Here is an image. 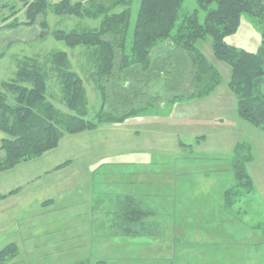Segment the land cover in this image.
<instances>
[{
    "label": "crops",
    "instance_id": "crops-1",
    "mask_svg": "<svg viewBox=\"0 0 264 264\" xmlns=\"http://www.w3.org/2000/svg\"><path fill=\"white\" fill-rule=\"evenodd\" d=\"M86 55L81 59L93 60ZM158 106L147 107L122 123H103L93 130L69 134L67 142L63 136L55 149L0 173V194L6 195L0 198V232L2 237L9 230L13 233L7 245L15 243L19 250L21 241L17 240L23 239L15 237L25 222H33L28 225L33 236L41 233L36 223L51 222L54 230L58 227L49 240L54 252L90 249L89 257L70 264L89 260L106 264H249L239 252L226 249L225 253L215 238L243 243L234 238L247 237L249 231L226 229L218 234L213 230L218 213L213 167L197 170L178 162L185 160L187 156L182 155L187 150L206 157L225 156L232 155L238 143H245L254 156L248 165L254 193L264 197L257 162L264 131L240 118L228 84H221L205 100L177 101L170 115L165 104ZM201 136L205 137L199 143ZM198 172L200 178H194L192 174ZM225 192L221 194L224 203ZM127 196L137 200L134 205L150 210L144 221L156 222L159 233L118 232L125 220L123 200Z\"/></svg>",
    "mask_w": 264,
    "mask_h": 264
},
{
    "label": "trees",
    "instance_id": "trees-1",
    "mask_svg": "<svg viewBox=\"0 0 264 264\" xmlns=\"http://www.w3.org/2000/svg\"><path fill=\"white\" fill-rule=\"evenodd\" d=\"M20 1L26 9L27 20L20 22L15 18L0 26V30L32 26L42 16L43 32L40 36L45 37L49 33V13L100 20L99 28L81 31L54 29L50 33L66 46H84L86 53L93 55V60L88 63L97 76L103 107L95 121L83 116L88 107L87 91L83 79L73 70L66 51L50 54V69L61 82L65 105L77 112L76 115H62L48 100L49 71L37 58L20 60L15 77L2 83L6 91H0V131L5 134L1 139L4 154L0 156V173L55 149L65 133L93 130L103 123H122L150 106L211 95L221 85L222 75L197 46L198 41L208 37L215 58L231 69L229 87L237 98L238 115L264 131V92L261 89L264 44L258 52H252L227 41L237 32L243 14L258 18L264 30V0H198L199 8L186 14L180 22L179 13L184 0H141L133 26V0H111L109 3L107 0ZM213 4L215 6L211 7ZM119 6H123L122 11H115ZM201 9L206 12L204 21L199 16ZM16 14L11 15L15 17ZM7 20L6 17L3 22ZM3 55L0 52V57ZM107 86L111 93H107ZM8 93L13 95L12 101ZM107 104L113 113L105 112ZM119 109L121 113H118ZM253 157L247 144H237L231 155L236 183L225 192L227 208L255 192V183L248 169ZM3 197L6 195L0 194V198ZM136 202L132 196L123 200L125 220L117 227L118 232L128 235L159 233L156 222L144 221L150 210L143 209L138 203L134 205ZM18 253L15 243L8 244L0 250V263ZM76 264L106 262L89 260Z\"/></svg>",
    "mask_w": 264,
    "mask_h": 264
},
{
    "label": "rangeland",
    "instance_id": "rangeland-1",
    "mask_svg": "<svg viewBox=\"0 0 264 264\" xmlns=\"http://www.w3.org/2000/svg\"><path fill=\"white\" fill-rule=\"evenodd\" d=\"M72 1L87 2L88 0ZM110 1L111 0H107L106 3H109ZM140 2L141 0H133L132 3V26L135 22ZM214 6L215 4H213L211 7ZM198 8V0H184L179 13V22L186 14L192 13ZM122 9L123 6H119L115 9V11L119 12L122 11ZM14 12H17V16L15 18H17L20 22H25L27 20L26 9H24L22 1L0 0V26L7 25L11 21H13L15 18L11 14ZM205 13L206 12L203 9L200 10L199 16L201 21H204ZM6 17L8 18V20L6 22H3V19ZM43 20L44 18L40 16L32 26L20 25L15 29L4 28L0 30V52L4 53V55L0 57V91H6L3 88L2 83L10 81L15 77L20 60L24 59L25 57H34L37 58V60H39V62L45 67V69L49 71L47 90L48 100L55 105V107L61 112L62 115H76L77 112L70 110L65 105L63 101L61 82L58 77H56L54 72L50 69L52 66L50 54L58 50L66 51L69 55L73 70L77 71L81 76L87 91L88 107L87 112L83 116L89 120L95 121L97 119L98 113L102 110L103 107V94L97 85V76L92 74V70H94V68L92 66H89V63L87 61L81 59L83 57H86V54H88L86 53V47H68L64 42L55 39L50 32L54 29H62L65 31H81L83 29L99 28L100 20L80 18L75 16H59L53 13H49L47 15V20L50 25L48 31L49 33L47 34V30H45V34L47 35H45V37H41L40 34L41 32H43ZM263 32V25L259 22L258 18L250 14H243L241 24L237 32L230 35L227 38V41L228 43L236 47L244 48L252 52H258L264 44ZM131 39L132 36L130 35L129 45H131ZM197 46L205 54L212 65H214L221 73V84H228L229 87L231 69L228 64L215 58L212 50L211 39L208 37L207 39L200 40L197 42ZM108 87L109 86H107V88ZM261 89L264 92V81L261 85ZM189 91L190 90H188V92ZM107 93H111V90L109 88L107 90ZM184 93L187 92L185 91ZM213 93L211 95H213ZM8 94L12 101L13 95L10 93ZM233 95L235 96L234 93ZM209 96L203 98L178 99L177 101H189L195 99L205 100ZM177 101L166 104L167 109H165V112L168 115H170V112L174 110L175 107L173 108V106ZM207 102H209V100ZM104 110L105 112L113 113V110L109 106V104L104 107ZM121 111L122 110L119 109L118 113H121ZM59 127L63 130V126L61 124H59ZM3 137H5V134L4 132L0 131V156H3L4 154L3 150L1 149V139ZM204 137L205 136H201L200 138H197V142L200 143ZM70 138V135L65 133L63 141L67 142ZM201 145L205 146V143L202 142ZM182 156L187 157L185 158V160L181 159L178 162L181 165L191 166L197 170H200L203 167H213V199L214 196H216V209L218 210V213H216L217 219H215L216 221L213 222V230L218 234H221V232H224L226 229L249 231V236L247 237L243 236L234 238L235 241H243V243L235 242L230 244V238L216 236L215 238L219 239L218 241L221 242L218 246L224 248L222 250H225V253L226 249L233 250L234 252H239L243 256V260L249 264H264V197L253 192L244 196L241 200L236 201L234 206L227 208L226 203H224L223 199L221 198V194L223 190H227L233 187L236 183V178L232 167L231 155L206 157L197 154L194 155L187 150L186 153H184ZM257 158V162L260 166L259 169L262 172V179L264 180V145L263 149H261L257 154ZM165 159H169V161L174 160L173 158ZM192 175L194 176V178H200L199 176H201V173L198 172ZM25 223L26 224H24V226H21V229L18 230V233H16L17 235L15 237V239H23L17 240L21 241L18 242V255L0 264H70L72 262L81 261L82 259L89 257L88 252L90 249L76 250V253L73 252V249L69 248V251H71L72 253H65L67 251L54 252L55 247L49 244V240L54 235V232L55 234L57 233L56 230L58 227L56 226V230H54L53 223H36L35 225L41 229H37L38 231H41L40 235L38 236V233L33 236L34 234L32 233V229L28 227L29 223L33 222ZM62 225L64 224L62 223ZM52 229L54 231H52ZM10 231L11 230H9V232ZM9 232L5 233L8 234V236L5 237H2L1 235H3L4 233L0 232V250H2L7 245V243H10L12 241L13 233L9 234ZM225 244H228L229 246H226ZM114 253L115 252L110 254L111 257L115 256Z\"/></svg>",
    "mask_w": 264,
    "mask_h": 264
}]
</instances>
